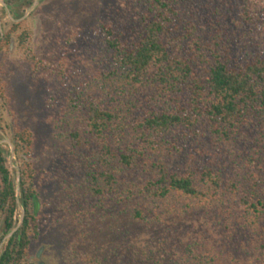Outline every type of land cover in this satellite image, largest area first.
Wrapping results in <instances>:
<instances>
[{"label":"trees","instance_id":"16d2710c","mask_svg":"<svg viewBox=\"0 0 264 264\" xmlns=\"http://www.w3.org/2000/svg\"><path fill=\"white\" fill-rule=\"evenodd\" d=\"M204 1L136 0L132 28L74 27L50 39V57L31 55L68 168L53 182L76 264H264V17L255 0ZM33 2L8 7L21 20ZM31 41L28 24L14 23L0 53L15 42L31 54ZM7 95L0 78V105L9 107ZM13 141L26 215L0 264H26L39 236L35 139L15 126ZM6 154L0 145V245L19 211ZM98 219L215 228L161 259L144 245L108 259L81 249Z\"/></svg>","mask_w":264,"mask_h":264},{"label":"rangeland","instance_id":"374dc122","mask_svg":"<svg viewBox=\"0 0 264 264\" xmlns=\"http://www.w3.org/2000/svg\"><path fill=\"white\" fill-rule=\"evenodd\" d=\"M36 1L34 0L33 4ZM134 1L39 0L32 10L30 7L20 10L27 15L23 22L25 21L32 31L31 54L23 52L15 42L11 44L10 50L0 53V78L8 87L7 97L10 101L9 107L0 105V141L4 142L3 147L9 153L8 167L14 180L18 176L16 167L20 169V174L21 168L17 152L13 157L10 151L15 148L13 128L20 126L28 130L35 139L33 190L38 195L40 204L39 236L32 242L26 264H76L77 262L76 254L72 252L70 246L74 234L59 211L61 205L57 195L60 188L53 182V177L58 176L61 169L68 171V168L61 159L60 155L63 152L53 140L52 130L47 124L49 88L39 76L33 75L31 55L40 59L50 57L53 53L50 39L57 34L61 35L62 32L69 33L74 27L87 30L98 21L110 20L117 26L132 28L137 21L133 14L134 10H128L130 9L128 5ZM188 3L190 4L191 1ZM204 3V0L199 2L201 8ZM255 3L264 17V0H255ZM18 7L21 6H16L15 9ZM235 9L240 11L241 8L237 5ZM12 11L14 8L8 9L6 0H0V31L3 37L14 23H19ZM204 15H207L205 11ZM30 211L33 213L32 209ZM21 217L22 212L19 210L18 222ZM213 228L215 227H206L200 222H191L160 229H146L129 227L121 220L101 222L98 219L92 227L93 236L87 246L84 245L81 249L90 247L98 249L108 259H120L119 257L126 259L127 250L144 245L161 259L162 254L169 251L176 252L192 239L204 238L205 231L207 233Z\"/></svg>","mask_w":264,"mask_h":264},{"label":"water","instance_id":"95a60500","mask_svg":"<svg viewBox=\"0 0 264 264\" xmlns=\"http://www.w3.org/2000/svg\"><path fill=\"white\" fill-rule=\"evenodd\" d=\"M39 0H37L31 7H30V10H32L37 4H38ZM8 9H10V7L7 6ZM27 18V15H25V17L22 19H26ZM1 34L3 35L2 31H1ZM0 145H4V142L0 141ZM11 148V146H10ZM11 154L13 155V157L16 156V151H15V148L13 147L11 150ZM8 155L9 153L6 154V157H7V160H8ZM16 170H17V179L14 180L15 182V186H16V193H17V197H18V205H19V210L22 212V217L20 218L19 222L17 223V227L12 231L10 232V234H8L3 243L1 244L0 246V258H1V255H2V252H3V248L4 246L8 243L9 239L13 236V234L21 227V225L23 224V221H24V217H25V214H26V209L24 207V204L20 201V197H21V174H20V169L18 167H16Z\"/></svg>","mask_w":264,"mask_h":264},{"label":"flooded vegetation","instance_id":"af4514ba","mask_svg":"<svg viewBox=\"0 0 264 264\" xmlns=\"http://www.w3.org/2000/svg\"><path fill=\"white\" fill-rule=\"evenodd\" d=\"M9 3H10V0H6V4H7V6H10ZM24 17H25V15H24ZM16 21H17V22H22L23 20H22V19H21V20H17V19H16ZM0 33H1V31H0ZM1 37H3L2 34H1ZM4 37H5V36H4ZM4 37H3V38H4Z\"/></svg>","mask_w":264,"mask_h":264}]
</instances>
